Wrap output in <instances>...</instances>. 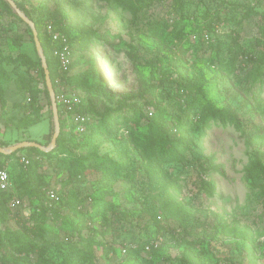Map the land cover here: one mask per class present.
<instances>
[{
	"label": "rangeland",
	"instance_id": "rangeland-1",
	"mask_svg": "<svg viewBox=\"0 0 264 264\" xmlns=\"http://www.w3.org/2000/svg\"><path fill=\"white\" fill-rule=\"evenodd\" d=\"M13 1L27 7L26 11L20 10L31 21L39 19L40 3H46L48 9L54 11L56 3L66 2V12L77 28L88 27L100 33L117 35L118 38L110 44L99 43L95 49L73 54L70 75H86L92 61L97 59L105 78L110 79L109 86L114 93L137 94L142 88L149 89L154 83L157 85L163 70L174 71L177 66L191 67V62H195L200 75L197 79L204 83L203 91L207 99L220 109L228 107L240 128L218 123L186 154L184 163L162 166L157 156L151 157L131 144L127 131L123 130L117 137L101 134L90 150L82 152L87 131L77 132L73 117L63 116L60 135L62 132L65 148L82 157L89 154L88 158H93L94 154L96 159L108 157L124 165L129 164V170L113 178L112 173L106 174L108 166L95 162L92 169L70 176L77 163L68 155L69 152L67 158L57 156L51 157V160L35 154L34 159L39 165L34 175L46 185L49 183L50 188L45 189L39 180L27 183L29 191H32L31 198L24 196L25 206L17 212L20 221L26 217L25 209L30 210V215L35 211L36 217L29 224H24L25 227L19 219L17 222L10 216L0 218V264H8L2 258L6 252L15 258L28 259L32 264H37L40 252L50 259L61 260L72 248L88 251L86 239L89 237L96 242L92 251L99 256L103 246L97 242L120 251L149 237L152 240L162 239L158 234L164 230L167 232V244L157 258H152L154 264H179L188 243L194 245L195 253L200 254L207 264H264L261 180H257L253 188L244 171L255 158L264 161V132H261V128L264 129V86L242 80L235 83L231 92L222 94L216 79L219 73L209 66L216 54L204 53L206 45H199L200 39L196 34L198 28L208 22V13L221 9L223 15L242 20L237 32L245 48L259 51L262 48L252 45L257 38L264 42V23L259 22V16L245 13L248 5L261 13L263 4L232 0L241 8L229 11V5L226 8L228 12L224 13V6L218 0H151L147 4L143 0H131L135 4L140 2L134 13L127 11L123 5H116L115 0ZM178 9H182V14ZM222 26V23L217 25L219 37L232 32V27ZM0 51L4 58L0 60V87L4 89L6 101L4 105L0 101V142L5 145L2 148L24 141H35L49 147L55 134V123L52 106H47L40 68L28 67L17 61L22 54L32 61H41L33 41V30L1 0ZM22 76L27 86L20 90L16 82ZM176 78L175 75L171 80ZM66 92L81 100L79 113L83 115L84 111H88L87 96L83 92L71 87H66ZM143 93L149 103L141 102L137 107L144 110L147 118L156 112L150 103L167 105V109L173 112L174 108L160 88L153 95L149 91ZM30 105L32 112L25 114L26 107ZM30 121L32 125L28 124ZM129 127L135 137L143 138L147 134L146 120L140 126L132 121ZM258 127L260 132L256 130ZM193 136L196 139V134L193 133ZM78 143H81L79 147L72 149ZM212 156L222 172L212 176L216 191L213 198H208L201 193L200 187L202 179L208 180L209 177L203 174L198 159ZM23 168L14 167L13 176L16 179ZM161 171L170 173L171 177H165L167 182H164ZM39 193H45L47 200L39 199ZM71 193L78 200L85 199L89 203L84 208L79 207L78 211L91 213L101 200L112 204L113 209L106 212L107 220H103L104 215L90 219L79 213L70 214L67 207ZM163 210L170 219H165ZM78 222L84 223L81 231L74 230ZM29 241L35 242L38 249L27 247ZM127 260L125 264H141L139 259Z\"/></svg>",
	"mask_w": 264,
	"mask_h": 264
},
{
	"label": "trees",
	"instance_id": "trees-1",
	"mask_svg": "<svg viewBox=\"0 0 264 264\" xmlns=\"http://www.w3.org/2000/svg\"><path fill=\"white\" fill-rule=\"evenodd\" d=\"M2 3L12 12V8L6 0H1ZM144 4L151 3V0H143ZM156 1V0H155ZM221 5L226 8L231 6V9L241 8V5L232 3V0H218ZM250 1V0H249ZM251 2L262 3L264 6V0H251ZM116 5H123L127 11L136 13L140 2L135 4L131 0H115ZM18 8L26 11L25 5L17 3ZM66 2H58L55 4L56 9L51 11L48 9L46 3H40L38 6L39 19L33 20L38 31V36L42 44V48L47 60L48 68L50 71L51 80L55 93L59 91V85L57 80L61 81V85L65 87L77 88L88 100V111H84L83 115L89 117L86 131V141L82 143V152L90 150L94 145V140L103 134L106 137H117L121 133V130L127 131V135L130 138L131 144L140 148L146 154L151 157L157 156V161L160 165L172 164V163H184L186 161V154L196 147L198 142L206 135V132L214 125L218 123L227 126L228 124L237 126L239 129V122L235 118L232 111L226 107L220 109L215 106L213 102L204 94V83L197 79L198 75L196 69V63L191 62V67H176L174 71L168 69L163 70L160 73L158 84H152L149 89L142 88L137 94H116L110 86L109 80L106 79L102 69L99 68L97 59L93 60L90 65V71L86 75H70L72 67L70 66L67 71L61 69L59 60L54 55V50L58 47V44L53 42L52 38L47 33V28L52 25L54 32L65 35L69 38L70 45L72 47L73 54L78 51H88L98 47V44H110L115 40L117 35L110 32L100 33L93 31L88 27H78L73 24L71 16L66 12ZM258 6V5H256ZM182 8V5H181ZM182 14V9H178ZM223 11V10H222ZM247 15L259 16L260 23H264V9L260 13L255 11L254 7L247 6ZM209 20L205 26L198 28L197 37L200 39V44H205L206 48L204 53L215 52L216 56L210 63V67L215 68L219 77H216L220 91L222 94L231 92L236 82L242 80H248L252 85L261 84L264 86V42L261 39H256L252 47L259 46L261 50L256 51L253 49H246L240 34L237 32L242 24V20L233 19L231 16L223 15L221 9H215L208 13ZM223 24L222 27H232V32L223 37H219V30L217 25ZM77 30V31H76ZM77 32V33H76ZM183 34V33H180ZM205 35L209 39L205 40ZM178 40L179 37L177 36ZM34 41V37H33ZM251 46V45H250ZM249 46V48H250ZM0 60H4L0 51ZM17 61H20L23 65L28 67H39L43 83L45 87V94L47 99V106L51 108V99L46 86L44 70L41 61H32L26 55H20ZM16 62V61H13ZM183 69V70H182ZM109 75L111 74L108 71ZM175 75L177 76L176 79ZM179 78L182 80L180 81ZM199 78V77H198ZM200 79V78H199ZM18 89L23 90L27 86L25 77H21L20 81L16 82ZM169 99L171 106L174 108L173 112L167 109V105L164 106L161 103L153 104L156 112L151 118H147L143 109L137 107L141 102L149 103L144 91H149L152 95L156 89H159ZM169 89V91H167ZM219 91V90H218ZM166 92V93H165ZM4 89L0 87V101L5 104ZM110 106H114L111 108ZM32 112V106H28L25 109V114ZM129 113V116L123 114ZM53 115V114H52ZM61 130L63 131V114L59 108ZM122 119V121H121ZM147 121V134L143 135V138L135 137V133L132 131L130 122H134L136 126H140L142 121ZM28 124H33L30 121ZM75 128V127H74ZM126 129V130H125ZM260 127L256 130L260 132ZM261 132L264 129L261 128ZM122 131V132H123ZM193 133L196 134L194 139ZM197 140V141H196ZM35 142V141H34ZM38 143V142H37ZM40 144V143H39ZM81 143L74 144L72 149H77ZM125 148H127L128 140L125 142ZM0 147H5L0 142ZM70 148H65L62 142V132L57 140L56 147L53 151L44 153L36 148H27L19 150L16 153L5 156L0 154V166L12 162L9 166V173L13 181V191H0V218L10 216L15 221L19 222L18 212H12L9 207L10 200L16 195L19 199L23 200V197H30L32 191H29L27 185L28 182L34 183L39 180L35 177L36 166L39 165L38 161H35L34 155L39 154L43 158L50 159L57 156H71L77 163L76 170L70 172V176L84 173L87 169H92L95 162L102 166H108L107 175L113 174V178H117L120 172L129 170V164L124 165L123 162H117L108 157L96 159V155L92 154L93 158L82 157L78 154H73ZM123 150H121L122 152ZM69 152V153H68ZM124 152V151H123ZM68 153V155H66ZM159 154V156H158ZM22 157L27 158L30 164L25 167L20 163ZM199 166L203 169V174L208 176L209 179H202L201 181V193L208 198H213L216 191V184L212 181L214 174L222 172L221 166L215 165V157L208 159H198ZM21 166L23 168L20 172V176L16 179L13 176L14 167ZM35 168V169H33ZM247 174L248 181L252 182V187H255L257 180H261L260 189L264 197V161L260 158H255L250 161L248 166L244 169ZM162 177H171L170 173L161 171ZM165 178V180H166ZM164 182H167L166 180ZM41 181V180H39ZM41 184L45 185V189H49V183L41 181ZM18 189V191H17ZM20 190V191H19ZM25 192V194H24ZM72 198L68 199L69 213L82 214L84 218L93 219L96 216H103V220L106 219V212L108 209H113V205L106 203L105 200H101L99 204L94 207V211L87 213L86 211H78V208H84L89 203L85 199L78 200L77 196L71 193ZM39 199L42 201L47 200L45 193L38 194ZM165 214V219H170L166 216V210L162 211ZM36 217V212L33 211L31 215L24 221H20L22 226L29 224V222ZM19 219V221H18ZM28 219V220H26ZM158 223V222H156ZM18 224V223H17ZM84 223L78 222L74 227V230L81 231ZM104 225V224H103ZM25 227V226H24ZM27 230V229H26ZM167 232L161 231L158 236L163 239V242L159 249H152L150 253L145 252L146 245L150 244L152 239L149 237L146 240L136 241L138 245L136 250L128 249L126 255L122 256L120 251H117L115 247H105L104 243L97 242L99 246H103V252L101 255L93 252L94 244L96 243L92 237L86 239L88 244V251L72 248L69 253L65 254L61 260H53L48 258L44 252L39 253L37 264H125L127 259L141 260V264H154L153 258H157L159 252L167 244L166 239ZM246 238V237H245ZM1 244V241H0ZM26 246L32 250L38 249L35 242L29 241ZM125 248V247H124ZM8 264H32L28 259L15 258L11 253L6 252V256L2 257ZM128 261V260H127ZM207 264L201 259L200 254L195 253V247L193 244L188 243L186 246L182 259L178 261L180 264Z\"/></svg>",
	"mask_w": 264,
	"mask_h": 264
},
{
	"label": "built area",
	"instance_id": "built-area-1",
	"mask_svg": "<svg viewBox=\"0 0 264 264\" xmlns=\"http://www.w3.org/2000/svg\"><path fill=\"white\" fill-rule=\"evenodd\" d=\"M47 33L52 38L53 42L58 44V47L54 50V55L59 60L61 69L63 71H67L71 66V62L73 59V51L69 42V38L65 35L54 32L52 25L47 28ZM205 39L208 40L209 37L206 35ZM57 83L59 85V91L57 94H55L58 110L60 108L63 116L65 117H73L74 124L77 127V132H85L89 117L79 113V109L82 104L81 100L72 93L67 94L66 87L61 85V81L59 79L57 80ZM21 163L24 164L25 167H27L30 164V161L27 158L22 157ZM0 191H13V181L9 173L8 164L0 166ZM24 206V201L19 199L17 196H14L9 202V207L12 212H16L18 209L23 208ZM24 215H26V217L28 218L30 216V210L25 209ZM162 242L163 239L158 240L157 238L156 240H152L150 244L146 245L145 252L150 253L152 249H159ZM137 248L138 245L130 244L125 248H122L120 250V254L124 256L126 255L128 249L136 250Z\"/></svg>",
	"mask_w": 264,
	"mask_h": 264
},
{
	"label": "water",
	"instance_id": "water-1",
	"mask_svg": "<svg viewBox=\"0 0 264 264\" xmlns=\"http://www.w3.org/2000/svg\"><path fill=\"white\" fill-rule=\"evenodd\" d=\"M6 1L9 3L11 8L19 15V17L22 20H24L33 30V37H34V43H35L36 51L38 52L40 59H41V62H42L46 86H47V89H48V92L50 95V99H51L52 114H53L54 123H55V134L52 138V142H51V145L49 147H44L43 145H41L37 142H34V141H24L18 145L11 146L8 148H1L0 147V154L5 155V156H9V155L16 153L19 150H23V149H27V148H36V149H39L40 151L48 153V152H51L52 150H54L56 147L57 140H58V137H59L60 131H61V125H60V115H59L58 105L56 102V94H55V90H54L53 83L51 80L47 60H46V57H45L39 36H38V31L36 29L35 23L33 21L27 19L24 16V14L21 12V10L18 8L17 4L13 0H6Z\"/></svg>",
	"mask_w": 264,
	"mask_h": 264
},
{
	"label": "crops",
	"instance_id": "crops-1",
	"mask_svg": "<svg viewBox=\"0 0 264 264\" xmlns=\"http://www.w3.org/2000/svg\"><path fill=\"white\" fill-rule=\"evenodd\" d=\"M12 162H9L8 165L11 166Z\"/></svg>",
	"mask_w": 264,
	"mask_h": 264
}]
</instances>
